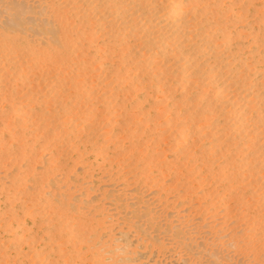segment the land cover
<instances>
[{"label":"bare ground","instance_id":"bare-ground-1","mask_svg":"<svg viewBox=\"0 0 264 264\" xmlns=\"http://www.w3.org/2000/svg\"><path fill=\"white\" fill-rule=\"evenodd\" d=\"M264 264V0H0V264Z\"/></svg>","mask_w":264,"mask_h":264},{"label":"rangeland","instance_id":"rangeland-1","mask_svg":"<svg viewBox=\"0 0 264 264\" xmlns=\"http://www.w3.org/2000/svg\"><path fill=\"white\" fill-rule=\"evenodd\" d=\"M177 264V263H176Z\"/></svg>","mask_w":264,"mask_h":264}]
</instances>
